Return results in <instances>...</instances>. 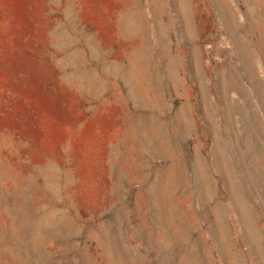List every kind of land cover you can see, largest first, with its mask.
<instances>
[{"label":"rangeland","instance_id":"rangeland-1","mask_svg":"<svg viewBox=\"0 0 264 264\" xmlns=\"http://www.w3.org/2000/svg\"><path fill=\"white\" fill-rule=\"evenodd\" d=\"M0 264H264V0H0Z\"/></svg>","mask_w":264,"mask_h":264}]
</instances>
